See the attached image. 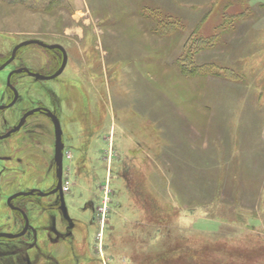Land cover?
Wrapping results in <instances>:
<instances>
[{
    "label": "rangeland",
    "instance_id": "374dc122",
    "mask_svg": "<svg viewBox=\"0 0 264 264\" xmlns=\"http://www.w3.org/2000/svg\"><path fill=\"white\" fill-rule=\"evenodd\" d=\"M30 39L61 44L62 78L89 97L84 115L62 121L74 148L90 135L87 152L65 160L90 264H264V0H65L49 12L0 1V62ZM49 61L38 46L22 50L0 72V102L10 70ZM20 79L25 102L37 98ZM46 148L0 158V171H13L1 179L11 177L0 227L14 229L10 194L52 178Z\"/></svg>",
    "mask_w": 264,
    "mask_h": 264
},
{
    "label": "flooded vegetation",
    "instance_id": "af4514ba",
    "mask_svg": "<svg viewBox=\"0 0 264 264\" xmlns=\"http://www.w3.org/2000/svg\"><path fill=\"white\" fill-rule=\"evenodd\" d=\"M44 43L49 45H61L59 43ZM33 46L42 48L50 57V61L43 67H36L38 70H33L34 68L25 66H17V68L8 72L6 80V97L0 102V158H4L2 159L4 162H10L11 157L17 153L26 155L39 152L38 155L41 156V154L43 155V153L48 151L46 147H49L50 150H52V157L50 160L52 178L49 177L45 183L46 185L43 184L44 186H39V183L34 186L25 187L23 188L24 190L22 189L21 191L10 194L6 199V205L11 212L8 217H14L15 225L12 230L8 227L1 226L0 234L21 236L17 238L0 237V264H59L60 260L68 258L69 255L72 256L74 264H80L82 261L86 264H90L96 260L95 257L87 258L85 253L82 254L81 250L78 249V240H82L84 236L83 232L78 231L79 222H77V220L82 223L83 227H85L86 224L80 219V216L72 214L73 208L70 207L67 201L72 187L69 188L68 191L64 189V182L66 179L65 160H71L72 157L75 156V154H73L74 150H76V152H81L82 149V152H84L85 149V152H87L89 143L86 144L85 142L90 139V135L88 131L87 135H82V138L81 135H79L80 140L83 139V141L80 143L79 149H76L66 135L62 121L63 114H68L71 120H73L74 112H79L78 109L80 107L81 114L84 115V113L89 110V102L86 101L89 97L86 96L88 94L85 93L84 87L81 88L79 85L62 78L65 74L67 65L62 74L53 79L32 76L27 72L16 73L17 70L26 68L30 72L39 74L40 76L51 77L62 67L64 53L61 50L48 49L39 45ZM25 48L26 47L20 49L15 59L0 72L13 65L19 53ZM12 53L4 61L0 62V67L11 58ZM23 76L30 79L27 84L29 87H34L37 94V98H31L28 100V103L25 102L23 91L18 88V84L23 83L20 79L23 78ZM76 87L81 88L85 96L82 101L77 103L76 98H82L80 96V91L76 95L73 93V96L70 95L71 90L77 89ZM72 99H74L75 102H73ZM36 110L38 111L28 116L21 125L24 116ZM49 114H53L57 117L62 129L61 172H59V166L56 161L55 125ZM38 116H42L46 120L38 119ZM79 116L80 114H78V117ZM80 118L83 119L82 117ZM45 121H48L52 125L53 136L45 132L42 125ZM29 126H31V128L27 129ZM49 141H53V144L51 145ZM11 150L13 151V155L10 154ZM85 159L86 158L83 157V165H85ZM71 161H73V159ZM17 163L24 164L23 166H25L26 171L23 170L22 172L28 173L31 168L29 162L25 161L24 163L23 159L18 158ZM6 172L10 174L13 171L7 167L0 171V187L11 185L9 181L11 179V174L8 178L9 182L7 179L1 181L2 176L5 175ZM75 172L76 170H74V174ZM20 192H33V194L13 198L15 194ZM85 211L91 214V219L88 220V222L92 220L93 224L96 223L97 215L93 212L94 209L92 207L91 209L85 208ZM31 217H49V222L44 227H36ZM89 225L91 224L88 223V227ZM29 236H32L33 239L28 240L27 238ZM88 248H90V246H88ZM32 251L36 252L34 256Z\"/></svg>",
    "mask_w": 264,
    "mask_h": 264
},
{
    "label": "water",
    "instance_id": "95a60500",
    "mask_svg": "<svg viewBox=\"0 0 264 264\" xmlns=\"http://www.w3.org/2000/svg\"><path fill=\"white\" fill-rule=\"evenodd\" d=\"M30 45H39L41 47L48 48V49H59V50H61L64 53V61H63L62 67L60 68V70L55 75H53L51 77H43V76H40L39 74L30 72L26 68L19 69V70L16 71V73L27 72V73H29L32 76L41 77V78H47V79H53V78L59 76L60 74H62V72L64 71V69H65V67L67 65V61H68V55H67V52L64 49V47L61 46V45H58V44H56V45H49V44H46L43 41H40V40H37V39L26 40V41L21 42L19 45H17L14 48V50H13V53H12L11 58L4 65H2L0 67V71L3 70L6 66H8L15 59L16 54H17V52L20 49H22L24 47H27V46H30ZM37 111L38 110L32 111V112L26 114L24 116L22 122H21V125L24 123V121L26 120V118L28 116L34 114ZM49 116L52 118V120L54 122V125H55V130H56V161H57L58 166H59V172H61V170H62V154H61V135H62V129H61V126H60V123H59L57 117L54 116L53 114H49ZM14 131H16V130H14ZM30 194H33V192H28V193L20 192V193L15 194L13 196V198L18 197V196H22V195H30ZM20 236L21 235L0 234V237H7V238H17V237H20Z\"/></svg>",
    "mask_w": 264,
    "mask_h": 264
},
{
    "label": "trees",
    "instance_id": "16d2710c",
    "mask_svg": "<svg viewBox=\"0 0 264 264\" xmlns=\"http://www.w3.org/2000/svg\"><path fill=\"white\" fill-rule=\"evenodd\" d=\"M9 4L15 5H23L32 11H37L39 9H43L49 12L54 9L58 5H61L65 0H0ZM183 73L188 77H193L198 74V69L195 67L194 69H188L185 65L182 66ZM197 73V74H196ZM195 261H197L195 259Z\"/></svg>",
    "mask_w": 264,
    "mask_h": 264
},
{
    "label": "built area",
    "instance_id": "2783aa9c",
    "mask_svg": "<svg viewBox=\"0 0 264 264\" xmlns=\"http://www.w3.org/2000/svg\"><path fill=\"white\" fill-rule=\"evenodd\" d=\"M69 188H70V182H69V180H66V179H65V182H64V189H65L66 191H68Z\"/></svg>",
    "mask_w": 264,
    "mask_h": 264
}]
</instances>
